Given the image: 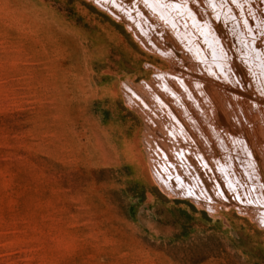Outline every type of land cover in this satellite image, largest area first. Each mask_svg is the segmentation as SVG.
Listing matches in <instances>:
<instances>
[{
	"label": "rangeland",
	"instance_id": "rangeland-1",
	"mask_svg": "<svg viewBox=\"0 0 264 264\" xmlns=\"http://www.w3.org/2000/svg\"><path fill=\"white\" fill-rule=\"evenodd\" d=\"M149 3L176 31L184 25L180 0ZM95 4L0 0V264H264L254 210L238 209L191 153L202 193H187L160 121L128 89L147 101L157 92L177 112L179 145L209 163L227 148L226 131L250 130L226 113L215 124L202 116L197 85L205 90L208 77L171 36L179 63L137 40L133 17ZM220 84L228 100L244 94L241 115L254 100L264 107L248 89Z\"/></svg>",
	"mask_w": 264,
	"mask_h": 264
},
{
	"label": "built area",
	"instance_id": "built-area-1",
	"mask_svg": "<svg viewBox=\"0 0 264 264\" xmlns=\"http://www.w3.org/2000/svg\"><path fill=\"white\" fill-rule=\"evenodd\" d=\"M188 1H191L192 6L190 7H192L193 10L194 8H198L199 5L195 0H183L181 3L187 4L189 3ZM118 5L123 10H127V9L136 10L135 8H139L140 10L142 9L141 5L139 6L136 0H118ZM223 8H225L224 11L229 15L228 17L230 19L228 21H225L226 19H221L222 17H220L221 15H219V13L217 16L215 14L213 15L212 13H210V19L212 20L211 15L215 17L214 24L216 25V27H219L222 30V34H223L222 42L214 30L213 22H209V24H211L209 27V24L205 21L206 18L203 15L198 14L197 18H195L197 24H199L200 26L201 25L206 26L205 27L206 37H208L210 41H212L213 43L218 44L219 51L222 52V59H220L217 63H215L211 67L212 74L210 77L212 79H215L216 81H219L220 83L229 82L231 84H234V86L238 87L239 89L241 88L243 90H247L246 86L240 80L239 77L237 81V75L235 74L234 67H232L231 62L229 66V59L231 58L234 52L233 47L237 43V38L232 36V33H231V32H234L235 35H237L235 29L233 27H232L233 29H231V23L233 26H235V25H238L239 21L241 22L240 26L242 28V32L240 33L238 32L239 35L241 34L246 39V41L253 44L254 47L255 45L257 46L259 50L258 49L256 50H258L259 56L264 65V34H260V32H258L256 35L255 33L256 31H254V27H256V24H260L264 28V0H228L224 3ZM109 12L116 15L119 18L123 16V14L121 16V14H119L118 11L115 9H112V10L109 9ZM134 13L135 12H131L130 15L131 17H133L132 19H135L137 21L140 17L138 15L136 19L134 17ZM137 14L138 13H136V15ZM185 19L190 20L188 16ZM258 19H260V21H258ZM165 23L166 22L164 20H160V19L156 20L153 18L152 29L146 32V35L150 36L153 40H155L157 45H159L160 47L164 46V42L167 37L165 33V28H164ZM263 28L259 30H262ZM135 37L139 39L138 36L135 35ZM147 42L152 47V44H150L149 41ZM182 44L183 46H181V48L183 49L184 52L187 53V55L190 56L192 63L197 68V69H194V71L195 72H200V70L205 71L203 64L202 63L198 64L197 60H195L193 55H191V52L188 50V46H186L183 42ZM253 49L255 50V48ZM237 63L240 64V61L238 60ZM241 64L244 65L243 62H241ZM224 70L227 72L223 73ZM247 75H248L247 77L250 79L249 81L253 84V88H252L253 97L255 98L260 97V96H256V95H259L260 93L258 92L256 84L254 83L255 80L253 79V76L249 74ZM229 78L231 80H228ZM128 93L130 97L136 101V104L142 110L145 109V113L152 114V116L148 114L149 120H151L152 122H155L156 119H158L160 121L161 126L163 127L164 138L167 140L169 145L171 144V147H172L173 161L175 164H178L181 169V174H178L176 179L187 193H189L192 197H196V198H199L202 193L201 188L199 186L197 173L190 164L189 158H190V153H191L193 160L195 161L196 165L200 169L208 173H211L210 172L211 165L213 166V168L217 172V175H219L221 179L224 181V187L226 191L229 192L234 197L235 202H236V207L238 209L244 210L245 208L246 209L252 208L254 211L256 210L254 222L258 226L264 228V220H262L264 218V181L262 180L261 178L262 176L258 170V166L256 165V162H255L256 159H254L250 154L248 155V153L246 152V149L244 146L245 139L243 137V134H240V133L237 134L238 135V138H237L238 146L237 147L230 143L229 138H231L232 136L229 135L228 142L230 144V147L227 146V148L223 151L221 156L212 158V162L209 163L203 152H198L194 148L185 150L184 149L185 147L183 145H179L180 144L179 135L182 133V131L180 127L176 125L174 121L176 120L175 114L172 113L171 108L169 107L168 104L167 105L164 104V102L160 98L156 97L157 96L156 94L154 95L151 94L150 100L146 101V100H143L138 95H136L132 89H128ZM199 95L201 96L202 108L204 110V112H202V110L200 109V113H213L211 102L206 97L202 96L201 94ZM231 96L233 100L235 99L237 100V99H242L244 95L242 92L238 91L236 93H233ZM160 113H165V115H162ZM232 116H233L232 121L238 122V124L242 123L243 125L249 127L250 129H252L254 126L257 125V123L254 122L252 118L242 119L240 120L241 121L240 122L239 117L237 115H232ZM203 117H205V115H203ZM263 118H264L263 116L262 118L258 117L259 123H263V126H264V121L262 120ZM210 119L214 120V114L210 116ZM176 132H179V134L176 135ZM261 146L263 148L264 145L262 144ZM229 151L233 152L234 155L235 153L238 155L240 153L242 154L247 153L248 166H246V168L248 167V169H246L245 167L243 168L242 166L244 176L238 167V170L240 171V173L242 174L244 178L241 177V174L239 172H237L236 174L232 172L233 168L231 167H233L232 166L233 164L229 160V156H228ZM239 157L241 158L240 155ZM241 161H243L242 158H241ZM245 169L249 172L248 174L245 173ZM250 174H252V176L248 178L247 176H249ZM210 176L211 175L209 174V177ZM263 176H264V173H263ZM230 177H232L233 179L231 180ZM210 180L212 181L213 185L218 186V183L215 180V176L214 177L212 176ZM241 185L245 188L246 193H244L245 192L244 190H242V192H239V193L236 192V189H235L236 186L241 188ZM253 199H255L256 201H254Z\"/></svg>",
	"mask_w": 264,
	"mask_h": 264
},
{
	"label": "bare ground",
	"instance_id": "bare-ground-1",
	"mask_svg": "<svg viewBox=\"0 0 264 264\" xmlns=\"http://www.w3.org/2000/svg\"><path fill=\"white\" fill-rule=\"evenodd\" d=\"M91 1L96 3L95 6H97L99 8H109L110 10L115 9L118 11L119 14H121V16L123 14V16L131 17L130 13L135 12L134 13V17H135L136 13H138V15H142L141 11H143V12L145 11V10H140L139 8H135L136 10H134V9L123 10L118 5V0H91ZM136 1L138 2L139 6H140V4H142V5H145L147 7V10L149 12V16H147V13H145V17L142 16L141 18H139L137 20L136 23H138V24L136 26H137V28H139V32H137L138 29L134 28V29H132L134 34L136 36H138V38L141 40L143 37L144 40L149 41V43L152 44V48H154V49L156 48V50H158L161 53H163L164 55L168 56L171 60H174V61L177 60V63L180 62V59L178 58L177 52H176L178 49L175 47V49H173L174 51H172L170 49V47L169 48L167 47V41H166L167 37L171 36L172 39L175 41V43L180 48H181V46H183L182 42L186 46H188V50L191 52V55H193L194 59L197 60L198 64L202 63L204 66L205 71L200 70V72H196V73L198 75L203 74V75L208 77L206 79L201 80L202 83L204 84L206 91L203 90L204 89L203 87L201 88L200 86L197 85V88H198L197 92L199 94H201L202 96L206 97L212 104L213 113H202L203 115H205L204 118L209 119L211 124H215L216 120H217V116L219 115L220 117L218 116V118H220L222 120V122H224L225 117H223V113H226L227 119H228V115H229L230 121H231L233 126H235L237 128L244 127L246 129L250 130V131H248L249 133H251L249 136L244 131H239V132H231V131L227 132L226 131L225 132L226 137H224V136H222V137L225 139L226 147L227 146L230 147V144L228 142V136L231 135L232 137L229 138L230 143L237 147L238 146V143H237L238 135L237 134H239V133L243 134V137L245 139L244 140L245 141L244 146H245L246 152L248 153V155L250 154L254 159H256L255 160L256 165L258 166V170L262 176L261 178L264 181V176H263L264 169H262V168H264V149H263L264 146H263V148L261 146L262 144L264 145V138L261 140H257L258 137H262L264 135L263 123H259V119H258V117L259 118H262V116L264 117V112H263L264 107L260 108L258 104H255V100H254V106L256 105L258 108L257 107L254 108V106H250L249 104L244 105L246 112L249 113V115H250L249 117H246V116L240 114V109H241V112L244 113L243 107H241L240 104H236V103H239V101L241 99H237V100L235 99L234 101L227 99L229 97L225 96L224 92L226 90H224L220 86L221 85L220 82L218 83V81H216L215 79H212L210 77L212 74L211 67H212V65L217 63L220 59H222V52L219 51L218 44L213 43L212 41H210V39L208 37H206V29H205L206 26H204V25L200 26L199 24H197L196 19H195V18H197L198 14H201L206 18L205 21L208 24H209V22H213L214 30L222 42V39H223L222 30H221V28L216 27V25L214 24L215 17H213L211 15L212 20L210 19V13H212L213 15L215 14L216 16L219 13V15H221L220 17H222L221 19H226L225 21H228L230 19L228 17L229 15L224 11L225 8H223L224 3L228 0H195L199 6H198V8H194V10L192 7H190V6H192L191 1H188L189 3H187L188 4L187 5L186 3H181L183 0H180L181 7L183 9L182 10L183 11V21L185 18H187V16L190 18V20L185 19L186 22L184 21V25H182L180 23V27L178 26V31H176V29L174 27L170 26V24L165 19H163L161 16H159L156 11L154 12L151 9L149 0H136ZM154 3L156 4V2H154ZM153 16H155V17H153ZM152 18L164 20L166 22L164 28H165V33H166L167 37L165 39L164 46L160 47L159 45H157L155 40H153L150 36L146 35V32L149 31L150 27H152V24H153ZM258 21H260V19H258ZM146 22L150 23V24H146ZM240 24H241L240 21L238 22V25H235V26H233L231 23V29L234 28L236 33H237V35H235L234 32H231L232 36L237 38V43L233 47L234 52H233L231 58L229 59V66H230V62H231L232 67L235 68L234 71L236 70L235 74L237 75V81H238V77H239L240 80L244 83V85L246 86V88L248 89V91L251 94H253V90H252L253 84L249 81L250 79L247 77L248 76L247 74L253 76V79L255 80L254 83L256 84L258 92L260 93L259 95H256V96H260L258 98L264 99V65H263L261 58L259 56V52H258L259 49L257 48L256 45L254 47L253 44H251L250 42H247L246 39L241 34L239 35V33L242 32V28H241ZM210 25L211 24H209V27H210ZM251 28H252V26H251ZM261 28H263L262 25L256 24V27H254V31H256L255 32L256 35L258 32H260V34H264V28L262 30H259ZM180 30H183V31H181V33L183 32L182 34L179 33ZM133 32H132V35L135 37ZM139 39H137V40H139ZM228 45H230V44H228ZM253 48H255V50ZM256 49H258V50H256ZM186 55H187V53H186ZM181 56L183 57V54ZM248 56L252 57L253 68L249 67V65L245 61V57H248ZM187 59H188L190 65L193 67V69H197L196 66L192 63L189 55H187ZM238 60L240 61V64L237 63ZM241 62H243L244 65H242ZM201 69H203V68H201ZM238 71H242L245 79L243 78L242 73H240ZM226 72L227 71H225V70L223 71V73H226ZM211 79L213 81H215L216 83H214ZM228 80H231V79L229 78ZM217 85H219L218 87H220L219 92H217V88H216ZM214 90L217 92V94L215 93ZM133 92L136 95H138L139 97H141L143 100L147 101V98L145 99L142 95L137 93L134 89H133ZM151 94H153V95L156 94L157 95L156 97L160 98L162 100L161 96L158 95L157 92H150V95ZM173 98L177 100V98L175 96ZM149 100H150V96L148 97V101ZM174 102H176V101L174 100ZM176 104H179V103L176 102ZM182 106H183L184 110L181 109L180 113H187L185 106L183 104H182ZM182 106L180 105V107H182ZM200 109L202 110V112H204L202 107ZM171 111H172V113L175 114V118H176L177 117L176 110H174V108L171 107ZM213 114H214V120L210 119V116ZM232 115H237L239 117V121L242 119H250L251 117H253L252 120L254 122H256L257 125L254 126L252 129H250L249 127L243 125L242 123L238 124V122L232 121V117H233ZM262 120L264 121V118ZM226 125L230 127V124L228 123V121H227ZM256 127L262 128L263 130L262 129L258 130V131L256 130L257 131L256 132L255 130H253ZM232 128H234V127H232ZM178 134H179V132H176V135H178ZM180 135L182 136L183 133H181ZM254 142H256L257 146L253 145ZM198 152H200V151H198ZM247 153L246 154L245 153L239 154L241 156V158L243 159V161H241V158L239 157L238 154L235 153V155H234L233 152L229 151V153H228L229 160L233 164L232 165L233 167H231V168H233L232 172H234L235 174L237 172L240 173V171L238 170V167H239L242 174L244 173L243 168L244 167L246 168V166H248V157H247L248 155H247ZM190 160L192 161V159H190ZM262 164H263V166H262ZM242 166H243V168H242ZM246 169H248V167ZM246 169H245V173L248 174L249 172ZM242 174H241V177L244 178L243 177L244 174H243V176H242ZM251 176H252V174H250L247 177L250 178ZM230 179L232 180L233 178L230 177ZM215 180L217 181L219 186L222 185L224 187V181L221 179V177L219 175L216 174ZM235 189H236L237 193L242 192V190H244L245 191L244 193H246V190L242 185H241V188L236 186ZM253 200L256 201L255 199H253ZM255 212H256V210L252 214L253 219L256 215ZM262 220H264V218Z\"/></svg>",
	"mask_w": 264,
	"mask_h": 264
}]
</instances>
